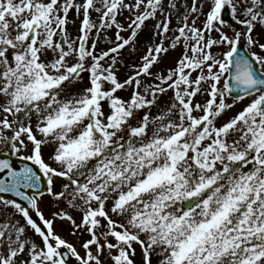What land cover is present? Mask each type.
I'll list each match as a JSON object with an SVG mask.
<instances>
[{
	"label": "snow or ice",
	"instance_id": "obj_1",
	"mask_svg": "<svg viewBox=\"0 0 264 264\" xmlns=\"http://www.w3.org/2000/svg\"><path fill=\"white\" fill-rule=\"evenodd\" d=\"M0 264H264V0H0Z\"/></svg>",
	"mask_w": 264,
	"mask_h": 264
},
{
	"label": "rangeland",
	"instance_id": "obj_2",
	"mask_svg": "<svg viewBox=\"0 0 264 264\" xmlns=\"http://www.w3.org/2000/svg\"><path fill=\"white\" fill-rule=\"evenodd\" d=\"M73 31H75V29H73ZM69 239H72L71 237H69Z\"/></svg>",
	"mask_w": 264,
	"mask_h": 264
}]
</instances>
